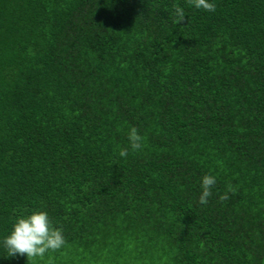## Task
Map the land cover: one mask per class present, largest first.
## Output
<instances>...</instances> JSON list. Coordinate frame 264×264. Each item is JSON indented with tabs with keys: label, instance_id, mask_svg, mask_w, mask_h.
Returning a JSON list of instances; mask_svg holds the SVG:
<instances>
[{
	"label": "trees",
	"instance_id": "trees-1",
	"mask_svg": "<svg viewBox=\"0 0 264 264\" xmlns=\"http://www.w3.org/2000/svg\"><path fill=\"white\" fill-rule=\"evenodd\" d=\"M211 2L0 0V264L37 210L32 264H264V0Z\"/></svg>",
	"mask_w": 264,
	"mask_h": 264
},
{
	"label": "clouds",
	"instance_id": "clouds-1",
	"mask_svg": "<svg viewBox=\"0 0 264 264\" xmlns=\"http://www.w3.org/2000/svg\"><path fill=\"white\" fill-rule=\"evenodd\" d=\"M190 6L197 9H203L206 12H215L216 5L211 0H186ZM174 15L178 21L185 19L184 9L180 6H174ZM129 141L133 151H138L143 147V137L138 134V130L132 127L128 133ZM119 155L126 157L128 150L121 149ZM216 184V177L213 175H204L202 177V193L199 197V203L206 205L208 198L212 195V188ZM234 192L229 185L227 191L220 196V201L229 198L228 193ZM65 238L62 230L51 225L48 213L45 211H33L26 216H20L12 226V230L3 240V245L7 251V257L26 256L28 264H32L35 258H43L48 251H56L63 247Z\"/></svg>",
	"mask_w": 264,
	"mask_h": 264
},
{
	"label": "rangeland",
	"instance_id": "rangeland-1",
	"mask_svg": "<svg viewBox=\"0 0 264 264\" xmlns=\"http://www.w3.org/2000/svg\"><path fill=\"white\" fill-rule=\"evenodd\" d=\"M75 264H80V263L76 262ZM81 264H83V263H81ZM102 264H112V263H102Z\"/></svg>",
	"mask_w": 264,
	"mask_h": 264
}]
</instances>
